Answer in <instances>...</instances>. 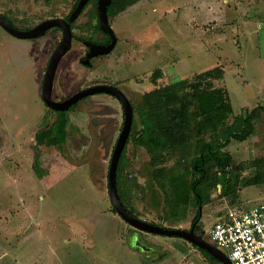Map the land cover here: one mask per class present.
I'll return each instance as SVG.
<instances>
[{
    "label": "rangeland",
    "instance_id": "rangeland-1",
    "mask_svg": "<svg viewBox=\"0 0 264 264\" xmlns=\"http://www.w3.org/2000/svg\"><path fill=\"white\" fill-rule=\"evenodd\" d=\"M75 2L0 0V13L26 29L65 17ZM96 6L98 0H92L75 23V41L59 66L53 98L95 85L116 86L133 103L132 130L138 136L142 125L136 109L145 94L180 80L194 82L197 74L219 66L223 77L202 81L203 88L212 84L228 99L233 107L229 124L243 110L264 105V0L139 2L110 18L117 46L87 67L86 46L78 38L103 39L95 27ZM62 38L55 31L22 40L0 26V264H211L197 246L177 237L147 234L150 242L162 245L160 260L169 254L163 262L150 263L131 250L130 239L140 232L113 211L108 192L109 167L124 124L119 100L107 94L88 98L68 114L69 136L60 149L37 145L35 135L56 118L44 103L42 85ZM158 70L162 78L156 81ZM189 103L195 112L196 104ZM198 120L185 148L164 152L156 167L153 155L130 140L121 190L139 219L190 230L198 213L193 196L179 207L172 199L185 200L183 179L190 183L194 178L198 141L211 138L208 131L199 134ZM226 150L234 159L232 169L242 168L238 198L222 196L221 185L209 190L199 222L209 243L208 234L222 213L264 204V112L254 134L243 143L232 141ZM156 169L163 172L157 186L150 178Z\"/></svg>",
    "mask_w": 264,
    "mask_h": 264
},
{
    "label": "trees",
    "instance_id": "trees-1",
    "mask_svg": "<svg viewBox=\"0 0 264 264\" xmlns=\"http://www.w3.org/2000/svg\"><path fill=\"white\" fill-rule=\"evenodd\" d=\"M48 2L53 0H46ZM80 0H76L74 8ZM142 0H112V4L108 8L109 17H115L126 11L128 8L136 5ZM90 2L87 4L90 5ZM86 6V7H87ZM97 8V6H96ZM86 9V8H85ZM97 19L96 30L101 32L98 13L95 10ZM7 18V17H6ZM82 43L91 41L85 38H78ZM107 42L110 39L107 37ZM156 81L162 78L161 71L153 74ZM224 71L218 66L213 69L197 74L194 82L188 80H180L170 85L160 87L152 92L144 95L140 104V108L136 109L140 117L142 128L138 136H134L133 130L130 134L126 147L122 153L117 170V188L127 210L135 215L126 205L121 187L124 186V176L122 174V163L127 151L130 140L137 147L149 152L153 155L151 159L152 166L156 167L158 159L164 152L177 151L185 148L188 141V133L192 128V124L198 118L200 120L196 127L199 134L208 131L211 133L210 141L199 140L197 147V156L193 160L194 178L190 183L183 179V187L186 188L185 200L173 198L172 202L179 207L181 204H189L191 196L198 208V213L192 220V223H199L202 219V210L210 201L209 190L216 185H221V195L227 198H238L237 187L239 179V170L232 169L234 159L226 148L232 141L239 143L245 142L255 132V122L258 121L264 112V105H260L252 110L245 109L242 113L234 118L229 124V117L233 113V107L226 100L222 92L213 90L210 84L208 89L203 88L202 81L218 80L222 78ZM213 83V82H212ZM191 90V92L189 91ZM189 91V92H188ZM196 104V111L191 112L189 101ZM135 112V110H134ZM136 118L133 127L135 128ZM69 119L67 113H60L56 124L49 129H42L35 135L38 146L55 147L60 149L63 143L67 142ZM136 135V134H135ZM264 172V162L261 163ZM181 177V176H180ZM151 181L155 186L161 184L163 172L159 169L151 172ZM183 178V177H182ZM257 178L251 180V184L255 183ZM175 179L171 182V191L175 186ZM253 181V182H252ZM249 183V184H250ZM162 190L165 191L164 186ZM166 192V191H165ZM172 196V193H171ZM179 209V208H178ZM177 209V210H178ZM248 209H241L244 211ZM116 213V210L113 209ZM175 212V211H174ZM161 226L160 224H153ZM199 231H202L198 226ZM196 247V246H195ZM197 248V247H196ZM211 264H219V262L205 250L197 248Z\"/></svg>",
    "mask_w": 264,
    "mask_h": 264
},
{
    "label": "water",
    "instance_id": "water-1",
    "mask_svg": "<svg viewBox=\"0 0 264 264\" xmlns=\"http://www.w3.org/2000/svg\"><path fill=\"white\" fill-rule=\"evenodd\" d=\"M89 2L90 0H80L77 4V7L70 15L68 21L63 19L46 20L33 29L25 31L19 30L18 28L13 26L4 16L0 15V26L13 37L22 40L42 38L49 30L55 27L61 28L63 30L62 41L54 51L46 70L42 90L43 100L45 104L52 110L66 112L81 100L99 94L111 95L121 102L124 109L125 121L121 134L114 148L108 173V192L116 213L127 224H129L137 231L152 235L182 238L185 241L197 246L201 250H205L208 254L213 256L219 262V264H231L229 258L225 254H223L209 242H207L203 238V236L197 235L194 228H192L191 230H173L153 225L139 218H136L124 206L117 188V170L120 158L132 131L135 113L130 100L120 89L111 85H97L76 93L64 102H56L53 100L54 82L59 64L73 47L74 34L72 30V24L77 21ZM111 4L112 0H98L97 11L100 29L103 33L110 36L112 42L108 46H104L86 41L84 44L90 49V52L87 55V59L83 61V64H85V66H89L90 60L94 57L109 55L117 45L118 39L110 24V17L108 14V8ZM138 246H140L139 243Z\"/></svg>",
    "mask_w": 264,
    "mask_h": 264
},
{
    "label": "built area",
    "instance_id": "built-area-1",
    "mask_svg": "<svg viewBox=\"0 0 264 264\" xmlns=\"http://www.w3.org/2000/svg\"><path fill=\"white\" fill-rule=\"evenodd\" d=\"M208 238L231 264H264V204L222 213Z\"/></svg>",
    "mask_w": 264,
    "mask_h": 264
},
{
    "label": "flooded vegetation",
    "instance_id": "flooded-vegetation-1",
    "mask_svg": "<svg viewBox=\"0 0 264 264\" xmlns=\"http://www.w3.org/2000/svg\"><path fill=\"white\" fill-rule=\"evenodd\" d=\"M91 4V3H90ZM89 6V5H88ZM87 6V7H88ZM87 7H85L86 9H87ZM84 8V10H83V13L85 12V9ZM75 10V8H74V6L72 7V9L69 11V13L65 16V17H54V18H51V19H63V20H66V21H68L69 20V17H70V15L72 14V12ZM82 13V14H83ZM97 13H98V11H97ZM81 14V15H82ZM0 15H2V16H4L13 26H15L16 28H18L19 30H30V29H33L34 27H36L37 25H39V24H37L36 26H34V27H32V28H26V29H23V28H20V27H18L15 23H14V21H12V19L10 18V17H8L6 14H2V13H0ZM80 15V16H81ZM51 19H47V20H51ZM78 20V19H77ZM98 20H99V18H98ZM44 21H46V20H44ZM43 22V21H42ZM41 22V23H42ZM75 23L76 22H74L73 24H72V30H74V26H75ZM110 24H111V21H110ZM55 31H57V32H62V34H63V30L61 29V28H58V27H55V28H53V29H51V30H49L47 33H46V35L48 34V33H53V32H55ZM102 35H103V39H101V40H97V41H89V42H91V43H93V44H98V45H104V46H108L111 42H112V40H111V38H110V36L109 35H107V34H105V33H103L102 31L100 32ZM74 34V33H73ZM45 35V36H46ZM44 36V37H45ZM107 37L110 39V42H107ZM74 41H75V35H74V39H73V43H74ZM86 41H84L83 42V44L85 43ZM118 43V42H117ZM85 45V44H84ZM59 46V45H58ZM57 46V47H58ZM117 46V45H116ZM116 48V47H115ZM57 49V48H56ZM86 56L84 57L85 58V60L87 59V55L89 54V52H90V49L88 48V47H86ZM114 51V50H113ZM112 51V52H113ZM111 52V53H112ZM110 53V54H111ZM109 54V55H110ZM106 56H108V55H106ZM106 56H98V57H94V58H92L91 60H90V65L89 66H87V67H92V61L93 60H95V59H101V58H104V57H106ZM85 60H83V61H85ZM50 62V61H49ZM61 64V63H60ZM60 64H59V66H60ZM49 65V64H48ZM48 68V67H47ZM58 70H59V67H58ZM58 70H57V74H56V78H55V82H56V79H57V75H58ZM46 73V72H45ZM55 82H54V87H55ZM43 83H44V81H43ZM101 85H107V84H101ZM43 86V85H42ZM95 86H97V85H95ZM92 87H94V86H92ZM114 87H116V86H114ZM88 88H90V87H88ZM118 88V87H117ZM87 89V88H86ZM118 89H120V88H118ZM43 90V89H42ZM83 90H85V89H83ZM121 90V89H120ZM82 91V90H81ZM122 91V90H121ZM53 92H54V90H53ZM78 92H80V91H78ZM78 92H75V93H73L72 95H70V96H67V97H65V98H53V100L54 101H56V102H64V101H66V100H68L69 98H71L73 95H75L76 93H78ZM123 92V91H122ZM124 93V92H123ZM125 94V93H124ZM100 95V94H99ZM126 95V94H125ZM96 96V95H95ZM109 96H111V95H109ZM91 97H93V96H90V97H87V98H85V99H83V100H81L79 103H77V104H75L73 107H71L68 111H66L65 113H67V114H69V113H71V112H73L74 110H76L77 109V107L82 103V102H84L85 100H87L88 98H91ZM111 97H113V96H111ZM43 98V97H42ZM113 98H115V97H113ZM117 99V98H116ZM129 99V98H128ZM118 100V99H117ZM120 102V101H119ZM131 102V101H130ZM45 103V102H44ZM121 103V102H120ZM131 104H132V106H133V103L131 102ZM46 105V104H45ZM122 105V104H121ZM46 107L48 108V109H50L51 111H53L54 112V115H55V119L50 123V124H46L45 126H44V128H42V129H49V128H51V127H53L55 124H56V122L58 121V119H59V114L60 113H64V112H60V111H55V110H52L51 108H49L47 105H46ZM123 107V106H122ZM133 109L135 110V108H134V106H133ZM124 110V109H123ZM135 113V112H134ZM134 119H135V117H134ZM124 121H125V116H124ZM133 124H134V122H133ZM124 125V124H123ZM123 128V127H122ZM132 129H133V127H132ZM122 131V130H121ZM132 132V131H131ZM118 141V140H117ZM117 143V142H116ZM198 226H199V223H192V225H191V228H190V230L192 229V228H194V230H195V233L197 234V235H201V236H203V238L205 239V237H204V235H203V232L202 231H199V229H198ZM137 241H138V243H139V245L140 246H138V245H136V248H134V247H132L133 249H134V252H136L135 254H139L140 256H143L145 259H147L150 263H154V262H163L165 259L164 258H167V257H169V254L168 253H166V252H164L165 254H167V256H164V258L162 259V260H160L161 259V257L159 256V249L163 252L164 250H163V248H161V244H158L159 242H157V244H155L154 242H150L151 241V239L150 238H140V237H138L137 238ZM131 246V245H130ZM142 247H145V248H142Z\"/></svg>",
    "mask_w": 264,
    "mask_h": 264
},
{
    "label": "crops",
    "instance_id": "crops-1",
    "mask_svg": "<svg viewBox=\"0 0 264 264\" xmlns=\"http://www.w3.org/2000/svg\"><path fill=\"white\" fill-rule=\"evenodd\" d=\"M145 0H142L141 2H144ZM134 229V228H133ZM137 231V230H136ZM138 232H140V231H138ZM146 235V236H145ZM142 234V232H140L138 235L137 234H133V237H132V239H130L131 240V250L134 252V249L132 248L133 247V244H135V242L133 243V238L136 240L138 237H142V238H145V237H149V236H147V233L146 234ZM134 253H136V252H134Z\"/></svg>",
    "mask_w": 264,
    "mask_h": 264
}]
</instances>
